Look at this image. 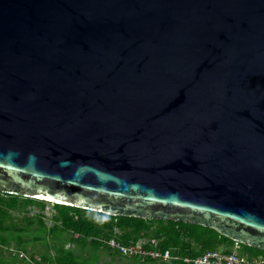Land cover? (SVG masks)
Segmentation results:
<instances>
[{
  "label": "water",
  "instance_id": "water-1",
  "mask_svg": "<svg viewBox=\"0 0 264 264\" xmlns=\"http://www.w3.org/2000/svg\"><path fill=\"white\" fill-rule=\"evenodd\" d=\"M0 191L264 249V0H0Z\"/></svg>",
  "mask_w": 264,
  "mask_h": 264
},
{
  "label": "trees",
  "instance_id": "trees-1",
  "mask_svg": "<svg viewBox=\"0 0 264 264\" xmlns=\"http://www.w3.org/2000/svg\"><path fill=\"white\" fill-rule=\"evenodd\" d=\"M52 204L48 224L47 201L0 191V264H195L184 257L215 249L235 251L247 264H264L263 248L202 224ZM34 206L39 211H33ZM111 238L139 243L148 251L170 249L179 258L123 254L110 244Z\"/></svg>",
  "mask_w": 264,
  "mask_h": 264
},
{
  "label": "built area",
  "instance_id": "built-area-1",
  "mask_svg": "<svg viewBox=\"0 0 264 264\" xmlns=\"http://www.w3.org/2000/svg\"><path fill=\"white\" fill-rule=\"evenodd\" d=\"M109 242L113 247L119 248L123 254H150L152 257L164 258L167 260L179 258V255L172 254L170 249L163 251L156 248L148 251L139 243L123 244L114 238H111ZM184 260L194 262L195 264H247L237 252H226L222 249L209 250L194 257L185 256Z\"/></svg>",
  "mask_w": 264,
  "mask_h": 264
},
{
  "label": "rangeland",
  "instance_id": "rangeland-1",
  "mask_svg": "<svg viewBox=\"0 0 264 264\" xmlns=\"http://www.w3.org/2000/svg\"><path fill=\"white\" fill-rule=\"evenodd\" d=\"M47 206H48V209H47V211H46V215H47V222H48V224H50L51 223V214H52V212H53V204L51 203V202H47ZM39 209H40V207L39 206H34V207H32V210L33 211H39ZM11 249H13V248H11ZM11 249H9L10 251H11ZM7 252H8V250H7Z\"/></svg>",
  "mask_w": 264,
  "mask_h": 264
}]
</instances>
